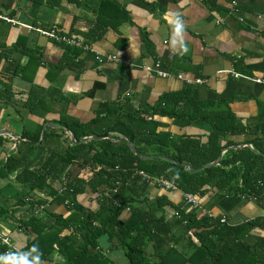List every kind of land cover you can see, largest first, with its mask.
I'll list each match as a JSON object with an SVG mask.
<instances>
[{
    "label": "crops",
    "instance_id": "crops-1",
    "mask_svg": "<svg viewBox=\"0 0 264 264\" xmlns=\"http://www.w3.org/2000/svg\"><path fill=\"white\" fill-rule=\"evenodd\" d=\"M112 2L125 12L126 20H120ZM0 15L16 22L0 19V50L8 52L0 60V88H11L12 94L10 100L0 99V131L8 133L0 134L5 138L0 166L26 140L25 133L34 135L40 127L44 134L57 131L43 144V154L63 153L69 142L74 145V135L56 123L61 117L86 124L105 103H119L125 112L142 113L161 96L186 88H192L196 101L212 102L209 111L219 112L227 105L240 124H264V85L248 79L264 77V0H0ZM34 27L55 28L80 39L92 52L76 48L80 51L76 61L62 67L66 62L63 46L41 36ZM98 27L101 35L86 41L84 36ZM16 46L19 50H13ZM22 49L38 53L39 60L29 62ZM104 55L123 62L99 61ZM233 73L245 78H235ZM34 89L41 91L47 107L31 113L21 101ZM155 120L163 125L158 131L173 138L192 136L205 143L211 130L208 122ZM246 138L235 135L226 140L240 142ZM120 139L125 138L120 136L114 141ZM79 164L76 161L70 171L75 172ZM24 189L15 182L14 175L0 178V202L12 207ZM36 193L52 200L48 211L67 214L68 209L56 197ZM162 194L174 204L180 202L178 192H167L152 184L147 205L154 212L159 210L157 196ZM78 201L90 210L98 208L95 196L89 192ZM208 208L212 215L228 214L233 225L264 215L255 203L235 197H219ZM30 210L28 204L19 208L12 214V223L0 219V235L9 237L12 248L11 255H6L8 248L0 246L2 264H28L17 257L27 246L28 237L31 241L35 235H25L12 226L21 218L27 219ZM253 233L264 236V230ZM101 249L114 264H126L122 251H111L105 244ZM146 252L151 254L152 248L149 246ZM41 264L63 262L55 255Z\"/></svg>",
    "mask_w": 264,
    "mask_h": 264
},
{
    "label": "trees",
    "instance_id": "trees-1",
    "mask_svg": "<svg viewBox=\"0 0 264 264\" xmlns=\"http://www.w3.org/2000/svg\"><path fill=\"white\" fill-rule=\"evenodd\" d=\"M104 3L100 2L101 7ZM112 3L120 20H126L125 12ZM100 29L86 34V41L95 40ZM61 45L66 60L61 66L65 67L76 61L80 51ZM21 53L29 62L39 60L33 50L22 49ZM7 54L0 50V60ZM10 89L0 88V99L10 100ZM21 104L31 113L47 107L41 91L35 89ZM211 105L209 101H196L192 88H186L161 96L142 113L125 112L119 103H105L86 124L61 117L56 123L71 132L76 142L102 137L74 145L69 142L63 153H42L47 138L57 131L46 132L41 142V127L34 135L25 133L26 140L0 166V178L14 175L15 182L26 188L12 207L0 202V219L11 222L19 208L31 206L28 218L12 226L25 235H35L31 241L28 237L27 246L19 252L23 260L41 264L58 255L63 264H114L101 249L105 244L111 251H122L126 264H264V236L253 233L264 230V215L233 225L228 214L212 215L207 211L219 197L253 202L264 211V124L242 125L227 105L223 104L219 112L209 111ZM156 118L185 120L188 124L208 122V140L201 143L192 136L173 138L158 131L163 125ZM235 135L249 138L226 140ZM120 136L126 142L114 141ZM4 142L0 136V148ZM242 143L243 147L237 146ZM234 146L237 148L228 149L218 165L209 166L224 149ZM149 155L155 156L143 158ZM76 161L80 164L71 172ZM181 165L202 169L190 172ZM156 179L172 183L180 202L174 204L162 194L157 196L159 210L150 209L147 202L152 184L161 188ZM60 188L63 191L58 194ZM36 191L46 192L61 203L72 202L73 209L67 214L48 208L34 212L35 204L45 206ZM86 192L95 196L96 210L78 201ZM184 194L193 195L198 208L188 205ZM149 246L151 254L146 252Z\"/></svg>",
    "mask_w": 264,
    "mask_h": 264
},
{
    "label": "built area",
    "instance_id": "built-area-1",
    "mask_svg": "<svg viewBox=\"0 0 264 264\" xmlns=\"http://www.w3.org/2000/svg\"><path fill=\"white\" fill-rule=\"evenodd\" d=\"M0 19H3V20H5L11 24H16V22L14 20H12L6 16L0 15ZM33 29L38 34H40L41 36H44L47 39H49L55 43L63 44V45L65 44V45H68L71 47L80 48L84 51L92 52L89 45L84 44L80 39L74 38V37L69 36L67 34H63L55 28H50V29L45 30V29H41L39 27H34ZM97 59H98V57H97ZM99 61H106V62L114 61V62H119V63L123 62L121 59L117 58L116 56H112V55H104V56L100 57ZM159 75L162 77H166V74H163V73H159ZM233 76L235 78H239V77L245 78L244 75L239 74V73H233ZM248 79L250 81L256 83V84L264 85V77L263 78H248ZM197 82H199V80ZM155 181L158 184V186L164 190L172 191V192L177 191L176 187L172 183L168 182L167 180L156 179ZM61 191H63L62 188H60V191L58 192V194L61 193ZM38 198L41 199L43 202H45V204H44L45 206H43V205L39 206V204H35L34 209H32L34 212H38V211L41 212L42 210H45L48 207H50L51 203H53L52 200L49 199L48 196L43 194V193L39 194ZM183 198L185 199V202L188 205H190L192 208H198L199 202L193 195L184 194ZM26 201L28 203L34 202V201L29 202V200H27V199H26ZM62 205L67 209H73V206H74V204L72 202H69V201L63 202ZM222 221H225V220L223 219ZM0 245L8 248V250H6V255H11V249L12 248H11L9 237L0 235ZM17 258L22 259V256L19 255Z\"/></svg>",
    "mask_w": 264,
    "mask_h": 264
},
{
    "label": "water",
    "instance_id": "water-1",
    "mask_svg": "<svg viewBox=\"0 0 264 264\" xmlns=\"http://www.w3.org/2000/svg\"><path fill=\"white\" fill-rule=\"evenodd\" d=\"M44 131L45 130H42V135H44ZM67 132V131H66ZM1 133H5V134H8L7 132H2V131H0V134ZM102 137H86V138H84V139H82V140H80L79 142H76L75 141V139H74V137L72 136V141H73V143H75V144H79V143H85V142H88V141H90V140H99V139H101ZM120 141H124V142H126V140L125 139H120ZM244 145H240L239 147H243ZM245 146H247V147H249V148H251L252 149V146L251 145H245ZM132 150H133V152L136 154V155H138V152L134 149V148H131ZM225 152V149L222 151V153L220 154V156L218 157V159L216 160V162H213V163H211L209 166H216V165H218L219 164V161H220V159H221V157H222V154ZM184 169H186V170H188V171H190V172H195V171H197V170H199V169H202V168H199V169H190L188 166H186V165H181ZM207 167V166H206Z\"/></svg>",
    "mask_w": 264,
    "mask_h": 264
}]
</instances>
